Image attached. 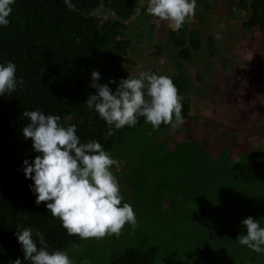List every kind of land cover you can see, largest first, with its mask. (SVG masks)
Returning <instances> with one entry per match:
<instances>
[{
    "label": "rangeland",
    "instance_id": "rangeland-1",
    "mask_svg": "<svg viewBox=\"0 0 264 264\" xmlns=\"http://www.w3.org/2000/svg\"><path fill=\"white\" fill-rule=\"evenodd\" d=\"M238 1L208 0L209 10L198 8L188 19V25L199 30L204 46L213 38L218 48L215 57L204 48L194 65H185L184 74L194 85L187 99L195 115L176 128L154 129L146 124L107 151L118 162L111 170L119 183L122 203L133 207L136 227L125 224L119 237L89 238L78 248L71 246L67 252L74 264L85 260L88 264H110L114 255L139 246L156 249L155 264H164L169 254H176L180 262L198 259L206 264H264V253L236 241L247 232L241 221L248 216L264 227V166L248 172L243 169L264 164V128L255 132L256 127H247L243 115L245 96L250 92L264 95V28L244 29L242 22L247 15L235 8ZM146 7L147 1H141L127 23L126 36L133 43L129 57L134 65L123 66L122 71L132 76L151 70L172 75L176 72L172 53L165 49L158 54V47L167 40V33L176 29L154 16L147 24L140 20L145 24L140 25L139 14ZM102 16L113 18L109 11ZM199 74L202 80H198ZM206 101L211 108L204 105ZM203 114L210 120L204 127ZM219 115L222 118L217 119ZM211 124L216 129L209 132ZM222 128V142L232 152L236 146L248 152L253 145L252 157L240 158L235 165L229 164L227 152L218 158L222 148L216 150L211 134L217 139ZM231 134L239 136L234 139ZM256 146L260 147L255 150Z\"/></svg>",
    "mask_w": 264,
    "mask_h": 264
},
{
    "label": "trees",
    "instance_id": "trees-1",
    "mask_svg": "<svg viewBox=\"0 0 264 264\" xmlns=\"http://www.w3.org/2000/svg\"><path fill=\"white\" fill-rule=\"evenodd\" d=\"M141 1L147 0H72L77 11H71L63 0H15L8 17L10 23L0 26V63H15L16 76L23 80L16 91L0 95V264H12L17 257L22 264H28L15 235L18 227L32 228L34 238L37 230L43 233L50 251H68L82 241L67 234L45 202L35 204L36 196L29 188L32 181L25 178L22 170L23 161L31 162L38 154L32 149L31 138L22 135L28 122L23 116L25 110L40 109L46 115H58L65 127L76 124L82 142L97 140L106 151L122 142L127 134L149 124L140 117L134 127L115 130L114 135L105 139L106 123L84 105L88 94H95L90 87L93 70L101 74L98 82L102 84L132 76L122 71L123 66L134 65L129 57L133 43L126 36L127 23ZM198 8L209 10L208 0H197L194 14ZM235 8L247 15L242 22L245 30L264 28V0H239ZM145 10L142 8L139 14L140 25L149 23L152 17ZM105 11L113 18L105 19ZM140 20H145V24ZM188 24L186 19L182 27L170 30L163 47H158V54L165 49L172 53L176 72L168 77L182 96L184 119L190 114L187 96L194 86L184 74L185 65H194L195 57L204 48L212 58L218 54L213 38L204 46L199 30ZM153 72L156 73L150 71ZM197 78L202 80L203 75ZM109 86L115 91L117 85ZM160 127L172 128L163 123ZM263 166L258 162L243 169L248 172ZM155 254V248H129L114 255L110 264H155ZM164 264L206 261L180 262L176 254H169Z\"/></svg>",
    "mask_w": 264,
    "mask_h": 264
},
{
    "label": "clouds",
    "instance_id": "clouds-1",
    "mask_svg": "<svg viewBox=\"0 0 264 264\" xmlns=\"http://www.w3.org/2000/svg\"><path fill=\"white\" fill-rule=\"evenodd\" d=\"M71 11H77L72 0H63ZM15 0H0V26H7ZM197 0H147L146 13L160 20L169 21L179 29L191 18ZM101 74L93 70L85 106L94 111L107 126L105 139L115 130L125 126L132 128L140 117L154 129L164 125L176 128L184 123L181 115L182 96L172 79L141 71L137 76L99 83ZM23 84L16 76V65L11 61L0 63V95L12 93ZM116 84L115 91L109 86ZM27 124L22 128L25 139L31 138L32 149L38 153L29 162L23 161L25 178H30V190L35 194V204L45 202L53 217L59 218L69 236L80 240L101 239L106 235L119 237L128 224L134 229L137 224L133 207L123 201L118 181L112 166L118 162L97 140L82 142L77 135V125L63 126L60 117L45 114L42 110H25ZM246 234L241 233L236 241L256 253H264V227L251 216L241 221ZM23 259L28 264H74L65 250L48 248L43 233L30 227L17 228L15 233ZM73 247L78 248V244ZM12 264H22L17 257ZM88 264V261H82Z\"/></svg>",
    "mask_w": 264,
    "mask_h": 264
},
{
    "label": "flooded vegetation",
    "instance_id": "flooded-vegetation-1",
    "mask_svg": "<svg viewBox=\"0 0 264 264\" xmlns=\"http://www.w3.org/2000/svg\"><path fill=\"white\" fill-rule=\"evenodd\" d=\"M196 91L199 93L198 90H195V92ZM199 99L202 100L201 97H199ZM244 100H245V102L247 101V103L244 104L245 109L243 111L244 120H248L247 123H246V124H248L247 127H250L251 125L255 126L256 127L255 128V132H257L258 130H263L262 128H264V124L263 125H261V124L264 122V95L262 97H258L257 93L255 94L254 92H250V94L248 96H245ZM204 105H207L209 108H211L210 104L207 101L204 103ZM205 110L206 109H203L202 112H204ZM194 115H195V113H192V108H191L189 117L184 119V123L181 124V125L184 126L189 121V119L191 117H193ZM251 116H253V118H254L253 120H251ZM216 118L217 119L218 118H222V116L219 115ZM207 119H208V122H209L210 120H209L208 116L203 114V119L201 120V126L202 127H204V125L206 124V120ZM202 127H201V129H202ZM208 128H209V130H208L209 132L214 131L216 129L214 124H211ZM224 128H226V127H224ZM205 131L206 130H204V132ZM219 131H221V132L219 133ZM223 131H224L223 128L221 130H218L219 135L215 136V137H218L219 139H221L222 137H220V134L221 135L224 134V133H222ZM202 133H203V130H202ZM231 135L233 137V134H231ZM211 136L213 138L211 140V143L213 142L215 144L216 150H219L220 148H222L221 152L218 154V158H219L220 155H222L223 153L227 152L228 161H229L230 165H235L236 163H238L240 158H245V157H248V156L252 157V155L254 154V150H253L254 146L253 145H249L248 152H245L244 149L241 150L238 146H236L233 149V150H236V151L232 152V148L229 147L228 145H226L224 142H222V139L221 140H219L218 138L215 139L214 135H212V134H211ZM238 136H239L238 134H235V136L233 138L236 139V138H238ZM227 137L228 138L231 137V136H229V133L227 134ZM225 139H227V138H225ZM203 140H205V138H203ZM205 144H206V147H207L208 145H207L206 140H205ZM259 147L260 146H256L255 150L257 148H259ZM241 151H243L244 153H240L239 154L238 152H241ZM235 153L236 154L238 153V155L235 156L234 155Z\"/></svg>",
    "mask_w": 264,
    "mask_h": 264
}]
</instances>
